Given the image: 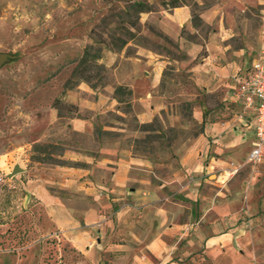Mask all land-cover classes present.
Listing matches in <instances>:
<instances>
[{"label": "crops", "instance_id": "obj_1", "mask_svg": "<svg viewBox=\"0 0 264 264\" xmlns=\"http://www.w3.org/2000/svg\"><path fill=\"white\" fill-rule=\"evenodd\" d=\"M222 12L220 6L201 11L213 27L200 43L187 46L184 59L150 51L117 84L130 89L135 116L143 123L159 117L171 127L178 113L167 103L179 96L192 101L195 134L167 145L162 160L119 144H89L84 157L67 152L65 157L84 160L87 167H63L54 185L82 197L76 201L52 193L46 174L35 180L46 221L76 250L79 264L105 259L110 264H264V155L259 162L247 161L255 112L233 97L264 45V14L250 28L244 19L224 21ZM169 15L180 26L189 11L174 7ZM171 63L194 92L161 88L164 66ZM114 88L89 101V111L103 112L120 101ZM73 123L79 128V121ZM157 167L165 169L164 178Z\"/></svg>", "mask_w": 264, "mask_h": 264}, {"label": "rangeland", "instance_id": "obj_2", "mask_svg": "<svg viewBox=\"0 0 264 264\" xmlns=\"http://www.w3.org/2000/svg\"><path fill=\"white\" fill-rule=\"evenodd\" d=\"M135 1L151 10L137 13ZM182 6L189 15L177 26L169 14ZM214 6L222 8L224 21L244 19L250 28L264 14V2L253 0H0V52L13 56L0 66V264L81 262L76 250L55 236L34 186L46 174L53 182L48 185L52 193L82 199L54 185L63 167H87L84 160L65 157L67 152L84 157L89 144H119L162 160L167 145L181 144L197 132L192 101L180 96L167 103L178 113L171 127L159 117L140 122L131 93L113 91L120 101L103 112L89 111V101L111 91L122 75L132 72L131 64L150 51L164 59H184L187 46L200 43L213 27L201 18V11ZM85 48L101 57L93 67L88 63L76 68ZM173 68L172 63L164 66L161 88L194 92ZM14 166L22 171L9 176ZM157 168L164 178L165 169ZM84 179L79 178L80 183Z\"/></svg>", "mask_w": 264, "mask_h": 264}, {"label": "built area", "instance_id": "obj_3", "mask_svg": "<svg viewBox=\"0 0 264 264\" xmlns=\"http://www.w3.org/2000/svg\"><path fill=\"white\" fill-rule=\"evenodd\" d=\"M233 97L240 100L244 108L255 112L254 139L247 161L259 162L264 155V45L257 51L248 71L239 79Z\"/></svg>", "mask_w": 264, "mask_h": 264}, {"label": "trees", "instance_id": "obj_4", "mask_svg": "<svg viewBox=\"0 0 264 264\" xmlns=\"http://www.w3.org/2000/svg\"><path fill=\"white\" fill-rule=\"evenodd\" d=\"M173 6H176L175 4H173ZM132 7H134V10L137 12V13H141L143 11H150L151 8L148 4H144L143 2H139V1H135L133 4H132ZM126 42L124 40L121 41V44L120 45H124ZM100 54L97 53L96 51L95 52H90L88 48H85L82 52V54L80 55V57L78 58L77 60V64H76V68H78L79 66H82V65H87L89 63V67H93V65L95 66V62L100 59ZM93 63V64H91ZM76 70V69H75ZM121 92H125L127 94H130L131 91L130 89L122 86V85H118L114 88V93L115 94H118V93H121Z\"/></svg>", "mask_w": 264, "mask_h": 264}, {"label": "water", "instance_id": "obj_5", "mask_svg": "<svg viewBox=\"0 0 264 264\" xmlns=\"http://www.w3.org/2000/svg\"><path fill=\"white\" fill-rule=\"evenodd\" d=\"M12 54L7 53V52H0V66L8 61L10 58H12ZM22 168H20L19 166H14L11 170V172L8 174L9 176H13L14 174H16L17 172H21Z\"/></svg>", "mask_w": 264, "mask_h": 264}]
</instances>
